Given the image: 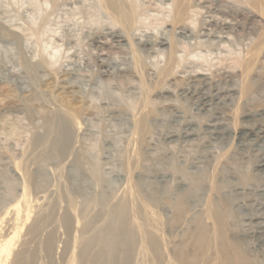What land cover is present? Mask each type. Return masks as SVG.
I'll list each match as a JSON object with an SVG mask.
<instances>
[{
  "label": "rangeland",
  "instance_id": "1",
  "mask_svg": "<svg viewBox=\"0 0 264 264\" xmlns=\"http://www.w3.org/2000/svg\"><path fill=\"white\" fill-rule=\"evenodd\" d=\"M263 159L264 0H0L4 264H264Z\"/></svg>",
  "mask_w": 264,
  "mask_h": 264
},
{
  "label": "bare ground",
  "instance_id": "2",
  "mask_svg": "<svg viewBox=\"0 0 264 264\" xmlns=\"http://www.w3.org/2000/svg\"><path fill=\"white\" fill-rule=\"evenodd\" d=\"M110 3H112V2H110ZM113 4V3H112ZM117 34V33H116ZM112 36V35H111ZM113 37H115V40L117 39V37H119L118 35H113ZM166 42V41H165ZM165 42H163L162 40L161 41H159L158 42V44L159 45H162V44H164ZM166 44V43H165ZM174 56V55H173ZM103 71V70H102ZM204 81V80H203ZM220 107V106H219ZM202 109V108H201ZM218 117V116H217ZM220 120V119H219ZM215 125H217V124H215ZM214 125V126H215ZM262 128V127H261ZM261 128H259V129H261ZM248 131V130H247ZM248 133V132H247ZM254 133V132H253ZM251 134V133H250ZM253 135V134H252ZM259 135V134H258ZM251 136V135H250ZM257 136V135H256ZM263 139V138H262ZM260 141H262V140H260ZM264 160V159H263ZM262 162V161H261ZM264 169V168H263ZM25 190H24V188H23V190H22V194H21V196H22V199H23V202H19V203H22L21 204V206H18L17 205V203L14 205V207H12V210H13V212H12V210H11V212H12V214H11V221H12V223H11V226H10V231H11V233H12V236H9L8 234L7 235H5V236H3L2 235V237H0V264H4L5 263V260H6V258L10 255V253H11V251H12V248H13V246H12V238H13V236H14V234H15V232H16V228L18 227V224H19V220H20V218L22 219V218H24V219H27L28 218V213H29V206H28V204H27V201H26V198H25ZM19 200V199H18ZM10 207V206H9ZM8 209V208H7ZM7 209H5L3 212H1V213H4L5 212V214H6V212L8 211ZM10 209V208H9ZM7 210V211H6ZM8 216V215H7ZM3 217H5L4 216V214H0V223H1V221L3 220L2 218ZM8 218V217H7ZM10 221V220H9ZM22 221V220H21ZM20 221V222H21ZM5 222H7V221H5ZM6 224V223H5ZM8 224V223H7ZM262 228H260L261 230H260V232H264V224L262 223L261 225H260ZM113 229V231H114V228H112ZM221 230V229H220ZM219 230V231H220ZM13 231V232H12ZM114 232H116V231H114ZM223 232V231H222ZM221 231L219 232V234L220 235H222L221 233H222ZM219 235V236H220ZM223 236V235H222ZM107 238L109 239H111V240H115V236H114V234H113V232H111L108 236H107ZM220 238H222L221 236H220ZM107 239V240H108ZM107 240H104V241H102V240H100L99 241V246H100V251H99V255H102L103 253L105 254V250L107 251V248H106V241ZM227 248V247H226ZM223 249H224V247H223ZM225 251V250H224ZM113 251H108L107 252V255H108V257H109V261H106V262H103V264H117L118 263V261H117V259H115V256H114V254L112 253ZM219 254H221V253H219ZM230 254H227V255H222V256H220L221 257V259H223L222 260V262H225V264H231V262H232V260H233V258L231 257V255L229 256ZM92 261L93 262H96V264H100V262L97 260V258H93L92 259ZM243 262V261H242Z\"/></svg>",
  "mask_w": 264,
  "mask_h": 264
}]
</instances>
